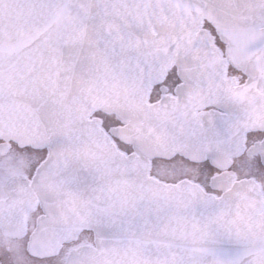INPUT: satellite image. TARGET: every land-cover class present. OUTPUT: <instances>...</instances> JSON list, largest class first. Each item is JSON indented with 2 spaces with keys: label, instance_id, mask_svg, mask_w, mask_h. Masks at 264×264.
Wrapping results in <instances>:
<instances>
[{
  "label": "snow or ice",
  "instance_id": "1",
  "mask_svg": "<svg viewBox=\"0 0 264 264\" xmlns=\"http://www.w3.org/2000/svg\"><path fill=\"white\" fill-rule=\"evenodd\" d=\"M0 264H264V0H0Z\"/></svg>",
  "mask_w": 264,
  "mask_h": 264
}]
</instances>
